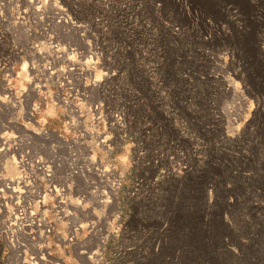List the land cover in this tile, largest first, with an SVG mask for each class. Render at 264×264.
I'll use <instances>...</instances> for the list:
<instances>
[{"label": "rangeland", "instance_id": "374dc122", "mask_svg": "<svg viewBox=\"0 0 264 264\" xmlns=\"http://www.w3.org/2000/svg\"><path fill=\"white\" fill-rule=\"evenodd\" d=\"M3 1L8 18L0 27V74L14 75L20 49L46 31L75 46L81 58L95 54L104 71L116 70L89 90V102L101 105L114 134L110 143L119 148L127 135L134 145L131 188L122 200L120 264H264V0H58L69 23L57 21V0H46L38 12L35 3L45 0ZM18 11L26 23L15 21ZM82 23L87 29L77 27ZM229 74L240 92L226 88ZM65 75L79 86L77 70ZM34 95L23 96L26 109ZM13 112L0 107V125L20 132L8 123ZM241 121L238 134L229 135ZM0 188L3 233L10 223L6 205L17 193L3 180ZM19 195L25 206L38 198L27 188ZM47 207L35 214L25 208L30 223L17 233L24 245L10 249L8 258L25 247L35 253L34 245L45 243L53 225L39 218ZM61 207L54 210L63 217ZM110 210H118L115 201ZM65 243L54 235L38 263L66 264L50 250ZM72 247L76 255L78 245Z\"/></svg>", "mask_w": 264, "mask_h": 264}, {"label": "clouds", "instance_id": "9594fccd", "mask_svg": "<svg viewBox=\"0 0 264 264\" xmlns=\"http://www.w3.org/2000/svg\"><path fill=\"white\" fill-rule=\"evenodd\" d=\"M45 3L46 0L40 7L44 8ZM53 6L61 8L58 0ZM108 6L103 4L105 9ZM77 27L87 29L83 23ZM93 55L81 58L82 53L75 46L62 43L55 31H46L43 38L35 37L28 41L27 48L20 49L18 60L12 64L14 75L0 74V80L5 82L3 89L11 90V94L0 91V103L14 109L8 123L22 127L18 132L0 125L4 128L0 131V180L4 181V187H12L17 193L15 200L6 205V219L10 223L0 233V262L35 264L26 247L11 258H8L9 252L20 246L22 241L17 233L23 232L25 224L30 223V218L24 216L25 208L35 214L41 212V205H48L39 219H46L53 227L45 243H36V248L52 245L53 236L59 234L67 243L63 247L56 244L50 250L66 264H120L117 253L123 247L119 242L123 229L121 217L125 214L122 200L131 188L130 156L134 145L127 135L121 137L123 142L119 148L110 143L114 134L108 130L101 105L89 102V90L95 89L106 76L116 74V70L107 72L98 67L99 59L94 60ZM144 55H148L146 50ZM222 59L226 56L222 55ZM73 70L78 71L79 86L65 75ZM127 71L125 68L121 77ZM53 73L57 74L54 82ZM61 77L68 81V87ZM225 78L240 92V86L230 74ZM30 91L35 95L26 109L22 97ZM119 120L117 117L115 123ZM242 124L243 121L237 123L228 134L237 135ZM52 177L57 183H51ZM11 181L15 184H10ZM37 183L42 186V192L37 191ZM25 188L30 196L32 193L38 196L29 199L26 206L21 205L19 195ZM114 201L118 210H110ZM58 203L63 205L59 208L63 217L54 210ZM73 244L78 245L76 255H73ZM131 247L126 250L130 251ZM79 256L84 260L78 259Z\"/></svg>", "mask_w": 264, "mask_h": 264}, {"label": "bare ground", "instance_id": "6f19581e", "mask_svg": "<svg viewBox=\"0 0 264 264\" xmlns=\"http://www.w3.org/2000/svg\"><path fill=\"white\" fill-rule=\"evenodd\" d=\"M34 8H35V10L37 12L40 11V6L37 5V3H35ZM6 11H7V9L5 8L4 1L3 0H0V27H1L2 23L5 22L7 20V18H8V16L6 15ZM23 12H24V10H23ZM23 12H21V11H18L17 12V15H15V21L16 22H18V23H20L21 21H23L24 23L27 22V17L25 15V13H23ZM57 16H58L57 21H59V22H62V21L66 22V23L72 22L71 19H68V17H71V16H70V14L68 13V11L66 10L65 7H62L61 6V8L58 9V15ZM0 62L3 63V61H0ZM1 66L3 67L4 65H1ZM8 73H9V71H8ZM225 81L227 82L228 80H225ZM226 88L228 90H231L232 89L231 84H227V87ZM4 91H8L9 94H11V90L4 89ZM22 99H23V97H22ZM0 107L2 108V110L6 111V112H9V111H13L14 110V109L11 108L10 105H5L3 103H1ZM3 130H4V128L1 127L0 128V131H3ZM21 245H24V244L21 243ZM47 252L48 251H47V246H46V247H43V248H36L35 253L29 254V255L32 256L33 260L35 261V264H39L38 261L39 262H42V261H45L46 260V253Z\"/></svg>", "mask_w": 264, "mask_h": 264}]
</instances>
